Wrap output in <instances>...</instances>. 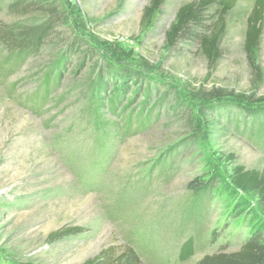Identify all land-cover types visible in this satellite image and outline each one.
Here are the masks:
<instances>
[{
	"label": "rangeland",
	"instance_id": "obj_1",
	"mask_svg": "<svg viewBox=\"0 0 264 264\" xmlns=\"http://www.w3.org/2000/svg\"><path fill=\"white\" fill-rule=\"evenodd\" d=\"M11 1L0 0L6 21ZM58 1L66 41L39 56L0 43V264H85L110 246L198 264L264 237V205L229 179L236 166L264 170V110L202 98L264 95L244 51L256 0L226 17L214 62L196 44L167 46L195 0H163L146 22L151 0ZM256 60L264 72V31ZM73 228L83 233L50 239Z\"/></svg>",
	"mask_w": 264,
	"mask_h": 264
},
{
	"label": "trees",
	"instance_id": "obj_2",
	"mask_svg": "<svg viewBox=\"0 0 264 264\" xmlns=\"http://www.w3.org/2000/svg\"><path fill=\"white\" fill-rule=\"evenodd\" d=\"M238 0H195L182 5L166 33L167 46L176 48L184 43L198 45L202 54L210 62L221 57V41L225 33L226 17L236 6ZM163 0H151L146 9L143 21H150L152 16L160 11ZM214 10V12H211ZM11 20L0 18V43L9 52L23 51L31 56H39L41 51L53 41L67 40L60 29L67 27L69 16L59 5L58 0H12L8 5ZM264 31V0H256L252 14L248 18L244 44L246 58L253 70L257 83H264V72L257 64L256 51ZM63 41V42H64ZM78 42L69 43V50L77 52ZM111 48V45H110ZM116 55L117 51L112 49ZM82 52H78L81 54ZM89 53L83 52V57ZM82 55V54H81ZM93 58L92 61H94ZM205 101L236 99L240 103L253 104L258 107L250 113L264 110V95L258 98L245 93L235 95L232 90L214 88L210 92H203ZM263 109V110H262ZM249 113V112H248ZM208 117V112L203 113ZM213 125L219 122L211 120ZM231 184L245 195L260 200L264 205V170H247L236 166L229 173ZM81 228L66 229L50 236L51 240L65 235H79ZM85 264H144L131 247L119 248L110 246L104 249L97 257L88 260ZM198 264H264V237L259 231L253 232L241 248L232 253L219 252L205 256Z\"/></svg>",
	"mask_w": 264,
	"mask_h": 264
}]
</instances>
